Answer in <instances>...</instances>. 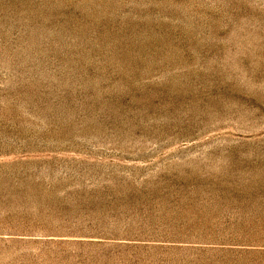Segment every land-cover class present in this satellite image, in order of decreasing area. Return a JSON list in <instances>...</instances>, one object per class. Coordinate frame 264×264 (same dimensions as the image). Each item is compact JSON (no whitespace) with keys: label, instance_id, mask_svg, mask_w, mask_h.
<instances>
[{"label":"rangeland","instance_id":"obj_1","mask_svg":"<svg viewBox=\"0 0 264 264\" xmlns=\"http://www.w3.org/2000/svg\"><path fill=\"white\" fill-rule=\"evenodd\" d=\"M0 264H264V0H0Z\"/></svg>","mask_w":264,"mask_h":264}]
</instances>
